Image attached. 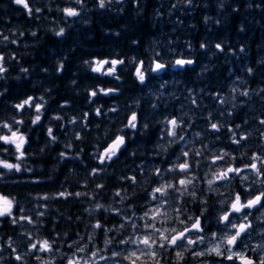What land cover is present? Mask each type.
Listing matches in <instances>:
<instances>
[{"label": "clouds", "instance_id": "clouds-1", "mask_svg": "<svg viewBox=\"0 0 264 264\" xmlns=\"http://www.w3.org/2000/svg\"><path fill=\"white\" fill-rule=\"evenodd\" d=\"M0 264H264V0H0Z\"/></svg>", "mask_w": 264, "mask_h": 264}, {"label": "trees", "instance_id": "trees-1", "mask_svg": "<svg viewBox=\"0 0 264 264\" xmlns=\"http://www.w3.org/2000/svg\"><path fill=\"white\" fill-rule=\"evenodd\" d=\"M67 75V74H66Z\"/></svg>", "mask_w": 264, "mask_h": 264}]
</instances>
